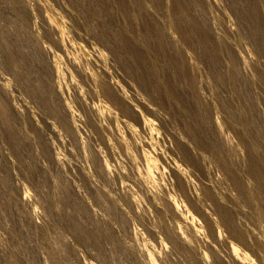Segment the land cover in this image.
Listing matches in <instances>:
<instances>
[{
  "label": "rangeland",
  "instance_id": "obj_1",
  "mask_svg": "<svg viewBox=\"0 0 264 264\" xmlns=\"http://www.w3.org/2000/svg\"><path fill=\"white\" fill-rule=\"evenodd\" d=\"M264 264V0H0V264Z\"/></svg>",
  "mask_w": 264,
  "mask_h": 264
},
{
  "label": "clouds",
  "instance_id": "obj_2",
  "mask_svg": "<svg viewBox=\"0 0 264 264\" xmlns=\"http://www.w3.org/2000/svg\"><path fill=\"white\" fill-rule=\"evenodd\" d=\"M163 260H164V258L162 257V258H161V264H163Z\"/></svg>",
  "mask_w": 264,
  "mask_h": 264
}]
</instances>
